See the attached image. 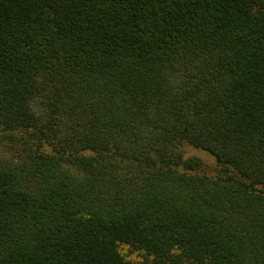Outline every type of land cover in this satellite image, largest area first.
I'll return each mask as SVG.
<instances>
[{
    "label": "trees",
    "instance_id": "1",
    "mask_svg": "<svg viewBox=\"0 0 264 264\" xmlns=\"http://www.w3.org/2000/svg\"><path fill=\"white\" fill-rule=\"evenodd\" d=\"M0 264H264V0H0Z\"/></svg>",
    "mask_w": 264,
    "mask_h": 264
},
{
    "label": "rangeland",
    "instance_id": "2",
    "mask_svg": "<svg viewBox=\"0 0 264 264\" xmlns=\"http://www.w3.org/2000/svg\"><path fill=\"white\" fill-rule=\"evenodd\" d=\"M185 155L188 157H196L199 158L202 162V173L208 175V176H215L217 175L219 171V166L215 161V158L209 154L208 152H205L200 149H194L187 147ZM120 252L124 255V257L131 261H137L139 260V254L136 252L131 251L126 246H120Z\"/></svg>",
    "mask_w": 264,
    "mask_h": 264
}]
</instances>
